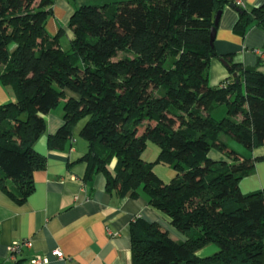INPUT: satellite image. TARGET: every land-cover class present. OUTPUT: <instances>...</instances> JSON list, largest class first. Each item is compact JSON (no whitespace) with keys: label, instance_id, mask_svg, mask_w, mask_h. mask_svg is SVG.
I'll return each instance as SVG.
<instances>
[{"label":"trees","instance_id":"1","mask_svg":"<svg viewBox=\"0 0 264 264\" xmlns=\"http://www.w3.org/2000/svg\"><path fill=\"white\" fill-rule=\"evenodd\" d=\"M53 3L0 0V84L13 96L0 105V189L19 202L34 190V172L46 166L35 143L46 133L45 116L66 99L49 147L64 149L86 119L84 179L103 173L106 189L121 197L142 189L186 236L176 240L135 218L132 264H264V188L240 189L264 154L241 157L222 139L264 148V70L230 60L229 77L208 83L210 60L219 57L215 16L230 0L86 4L70 18L68 50L59 44L63 28L47 31ZM239 12L235 33L244 36L252 24L264 29V4ZM218 104L228 107L220 121L210 113ZM148 141L159 149L154 162L143 158ZM212 150L229 161L210 158ZM155 164L175 176L165 182ZM212 244L218 251L199 256Z\"/></svg>","mask_w":264,"mask_h":264},{"label":"crops","instance_id":"2","mask_svg":"<svg viewBox=\"0 0 264 264\" xmlns=\"http://www.w3.org/2000/svg\"><path fill=\"white\" fill-rule=\"evenodd\" d=\"M108 1L113 0H54L53 15L47 23L49 35L55 36L63 28L59 44L68 50L72 36L68 24L74 11L86 4L100 5ZM235 1L230 0L225 6L217 24L214 46L219 57L210 60V86H218L229 77L228 66L221 58L228 64L230 60L241 63L248 70H264L261 62L264 60V29L252 24L244 36L234 32L240 19L239 9L249 12L264 4V0H242L241 6ZM12 100L10 91L0 84V105ZM65 100L59 104L63 108L58 105L45 116L46 133L35 143V151L45 157L46 166L34 172V190L19 202L0 189V264H13L8 259L10 247L23 240H29L32 245L24 248L18 264H32L31 259L38 255L49 257L48 262L40 264H132L131 225L137 217L160 224L176 240H185V235L149 205L142 189L137 197H121L106 189L103 173L94 174L91 180L84 179L88 165L82 157L88 151V142L80 135L82 120L64 149L49 147L48 137L64 123ZM261 154H264L263 147L254 152V156ZM209 157L229 161L217 150H212ZM157 170L155 168L156 174L165 182L175 176L168 167L162 175ZM262 188L264 161H258L255 172L240 182V189L249 193ZM55 250L62 252L65 258L54 256Z\"/></svg>","mask_w":264,"mask_h":264},{"label":"rangeland","instance_id":"3","mask_svg":"<svg viewBox=\"0 0 264 264\" xmlns=\"http://www.w3.org/2000/svg\"><path fill=\"white\" fill-rule=\"evenodd\" d=\"M59 106L60 107H58V108H63L62 104ZM210 113L212 114V116L215 119L220 121L228 115V107L226 104H218V105L213 106L210 109ZM85 122H86V119L82 120L80 122V126L82 127ZM222 139L230 147L235 149L241 157H244V158H250V157L253 158L254 157L255 151L248 149L245 146H243L242 144L238 143L230 135L225 134ZM259 149L260 148H257L258 151H259ZM158 153H159V149H158L157 145L151 141H148L147 148H146L145 152L143 153V158L148 162H154L157 159ZM155 168H157L159 170V173H161V175H162L163 170L166 168V166H164L162 164H155L154 170H155ZM159 168H162V169L160 170ZM202 250L203 251H202V253H200L199 256L204 257V256L211 255V254L215 253L216 251H218V247L215 244H212V245L205 247Z\"/></svg>","mask_w":264,"mask_h":264},{"label":"built area","instance_id":"4","mask_svg":"<svg viewBox=\"0 0 264 264\" xmlns=\"http://www.w3.org/2000/svg\"><path fill=\"white\" fill-rule=\"evenodd\" d=\"M238 6L243 5L242 0H236L235 1ZM262 58L264 59V53L262 54ZM225 86V85H223ZM32 243L29 240H23L19 242H15L10 247V254L8 259L13 262V264H17L19 260V256L21 255L22 251L25 247H31ZM53 255L56 256L58 259H63L65 256L62 252L59 250H55L53 252ZM49 261V257L46 255H38L31 259L32 264H40V263H46Z\"/></svg>","mask_w":264,"mask_h":264},{"label":"water","instance_id":"5","mask_svg":"<svg viewBox=\"0 0 264 264\" xmlns=\"http://www.w3.org/2000/svg\"><path fill=\"white\" fill-rule=\"evenodd\" d=\"M231 6L236 7L235 4H231ZM220 16H221V12H218V13L216 14V16H215V25L218 24V21H219ZM215 33H216V29L213 28V30H212V36H213V37H215ZM221 62H223L226 66H229L228 62H226L225 59L221 58ZM236 76H237V73H234V74H233V77H236Z\"/></svg>","mask_w":264,"mask_h":264}]
</instances>
